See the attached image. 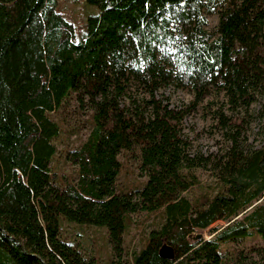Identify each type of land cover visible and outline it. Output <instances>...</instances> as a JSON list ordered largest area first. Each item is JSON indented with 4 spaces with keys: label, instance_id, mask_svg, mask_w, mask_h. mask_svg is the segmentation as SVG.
I'll use <instances>...</instances> for the list:
<instances>
[{
    "label": "trees",
    "instance_id": "1",
    "mask_svg": "<svg viewBox=\"0 0 264 264\" xmlns=\"http://www.w3.org/2000/svg\"><path fill=\"white\" fill-rule=\"evenodd\" d=\"M85 2L98 12L75 25L59 0H0V264H95L62 239V221L106 228L120 254L139 213L156 226L118 264H240L221 246L264 242V145L242 147V123L224 118L231 147L191 156L187 112L157 92L189 88L195 106L216 90L244 110L264 98V0ZM209 168L218 190L187 199L194 170Z\"/></svg>",
    "mask_w": 264,
    "mask_h": 264
},
{
    "label": "rangeland",
    "instance_id": "2",
    "mask_svg": "<svg viewBox=\"0 0 264 264\" xmlns=\"http://www.w3.org/2000/svg\"><path fill=\"white\" fill-rule=\"evenodd\" d=\"M59 9L75 25H79L85 16L98 12L95 7L87 5L85 0H59ZM206 21V30L215 33L218 15L209 14L206 16ZM157 97L164 104H168L170 108L182 109L187 112L182 122V134L190 144L191 156H200L215 161L231 147L224 118L242 123L239 133L236 135L239 137L242 147L259 148L264 145V98L253 104L248 110H244L231 108L224 94L216 90H208L202 101L195 106H192L194 93L189 88H176L170 85L161 88L157 92ZM73 108L77 109L74 105ZM86 113L85 110H82L78 116H74L73 122L77 123L76 126H79L80 121L86 118ZM220 114L222 119L219 118ZM87 133L86 126L80 129L81 138L85 137ZM71 142V146L75 147L78 144V139L73 136ZM62 149L63 146H59V151ZM118 159L129 167L130 171L134 172L137 179L146 180V176L138 168L136 158L128 161L123 154H120ZM59 166L64 168L67 173L73 170L64 162H60ZM194 173L199 184L184 193L187 199L192 201L203 193L211 194L218 190L214 173L210 168L207 170L196 169ZM155 226L153 218L145 213L132 215L131 226L123 236V252L120 254L113 252L108 244L106 228L79 226L62 221L61 237L72 244L87 259L93 258L95 264H118L128 258L127 254L133 251L137 252L143 246L144 239ZM224 226L226 224L219 221L212 227L221 229ZM204 238L208 239L205 232ZM221 252L226 255L227 262L264 264V242L258 237L222 245Z\"/></svg>",
    "mask_w": 264,
    "mask_h": 264
},
{
    "label": "water",
    "instance_id": "3",
    "mask_svg": "<svg viewBox=\"0 0 264 264\" xmlns=\"http://www.w3.org/2000/svg\"><path fill=\"white\" fill-rule=\"evenodd\" d=\"M161 254H162V255H165V256H169V255H170V254H168V253H164V252H163V253L161 252Z\"/></svg>",
    "mask_w": 264,
    "mask_h": 264
}]
</instances>
